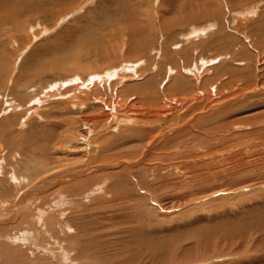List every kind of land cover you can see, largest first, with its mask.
I'll return each mask as SVG.
<instances>
[{
  "label": "rangeland",
  "instance_id": "obj_1",
  "mask_svg": "<svg viewBox=\"0 0 264 264\" xmlns=\"http://www.w3.org/2000/svg\"><path fill=\"white\" fill-rule=\"evenodd\" d=\"M104 62L131 113L88 127ZM0 264H264V0H0Z\"/></svg>",
  "mask_w": 264,
  "mask_h": 264
},
{
  "label": "bare ground",
  "instance_id": "obj_2",
  "mask_svg": "<svg viewBox=\"0 0 264 264\" xmlns=\"http://www.w3.org/2000/svg\"><path fill=\"white\" fill-rule=\"evenodd\" d=\"M127 28H129V25L127 26ZM126 29V28H125ZM102 30V29H101ZM104 30V29H103ZM99 31H100V29H99ZM145 33V32H144ZM206 34V32H195L194 33V35H193V37L192 38H194L195 36H198V35H200V34ZM91 34V33H90ZM93 35V34H92ZM191 35V34H190ZM188 38V37H187ZM122 41V40H121ZM142 43H140L138 46H137V48H136V50L137 51H139V52H143V51H145L146 49H147V47H148V43H146V41H141ZM126 43V42H125ZM147 44V45H146ZM119 46V44H117V47ZM119 48V47H118ZM100 49V48H99ZM87 52H89V51H86L85 52V58L87 57V56H90V55H93L91 52H89L88 54H87ZM84 53V52H83ZM97 54V53H96ZM80 58H82V57H80ZM105 60V59H104ZM110 60V59H109ZM133 64H134V62L133 63H131V64H120V65H118V66H114V64L112 65V64H107V65H105V62H104V64L100 67V68H104L103 69V71H100L101 69H95L94 68V70H91V72L89 73V75L87 76V79H85V80H83L82 78H81V76L80 75H77V74H71V75H69V80L70 81H73L74 82V84L76 85V87L73 89V91L75 92V98L74 99H80V98H82V97H80L79 95H77V91H79V90H84V92H82V94L83 95H85L86 97H84V98H88L89 99V97H88V92H90L91 93V91H93L94 92V90H95V92H97V93H99V96H100V98L97 100V102L98 103H100L101 105V109H102V111H101V113L99 114V115H97V116H95L94 118H92V117H90L91 119H85L84 120V122L86 123V125H88V127L90 126V127H92V126H95V125H98V124H105V126L107 125V126H110V125H112L114 122H115V120H116V118H117V114L119 113H121L122 111H126V112H124V114H127L128 112L129 113H131L130 112V110H131V107H129V104H128V102H126V100L125 99H127V98H125V97H128L123 91L122 92H119L120 91V89H119V91L117 92V88H119V86L124 82V81H126L127 80V76L126 75H124V72L126 71V70H132L131 69V67L133 66ZM200 66V65H199ZM135 68V67H134ZM133 68V69H134ZM204 67H199V68H197V67H195V68H193V69H191V70H193V74H194V77L196 76L198 79H199V77H201L200 76V74H202V72L203 71H201V69H203ZM93 69V68H92ZM206 69V68H205ZM172 71V70H171ZM179 71V70H178ZM131 72V71H130ZM130 72H128V73H130ZM139 72V71H138ZM181 72V71H180ZM66 73V72H65ZM77 73V72H76ZM64 74V73H63ZM180 74V73H179ZM206 74V73H205ZM31 76V75H30ZM19 77H21V76H19ZM36 77V76H35ZM117 77V78H116ZM177 77H178V75H177ZM11 78V77H10ZM23 78V77H22ZM27 78V77H26ZM30 78V77H29ZM29 78H28V80H29ZM115 79H117V80H115ZM134 79V78H133ZM26 80V79H25ZM17 81H19V79L17 80ZM21 81V80H20ZM114 81V82H113ZM147 81V80H146ZM23 82V81H22ZM26 82H28L27 80H26ZM66 82V81H65ZM64 82V83H65ZM149 82V81H148ZM31 83H33L32 81H31ZM175 83V82H174ZM198 83V82H197ZM8 84V83H7ZM15 84V83H14ZM58 84H59V86H61L62 85V81H59V82H57L56 81V83H54V85H55V87H57L58 86ZM176 84H178V83H176ZM29 85V84H28ZM27 85V86H28ZM54 85L52 84L51 85V87L49 88L50 89V91L52 90V89H54ZM34 86V85H33ZM26 87V86H25ZM31 87H32V85H31ZM177 89L180 91L181 89H184V85H182V86H178L177 85ZM186 87V86H185ZM246 87V86H245ZM20 88V87H19ZM197 88V87H196ZM24 89V88H23ZM187 89V88H186ZM37 90V89H36ZM36 90H34V92L36 91ZM58 90H60V88L58 89ZM218 90V89H217ZM217 90H216V88H215V90H213L211 87L209 88V89H207V87H203V90H198V95H197V97L196 98H193V96H192V98H189V99H168V100H164V103L162 102V105L159 107V108H156L155 110H152V111H155L157 114H159V112L161 113V114H163V116H170L171 118H176V117H179V113H182L183 111H187V109L189 110V108H190V106L193 104V102L195 101V100H197V99H199V100H201L202 99V97H211L213 94H216V95H218L217 93ZM48 91V90H47ZM68 91V90H67ZM182 91V90H181ZM194 91H195V89H194ZM37 92V91H36ZM49 92V91H48ZM196 92V91H195ZM45 93H47V92H45ZM79 93H81L80 91H79ZM183 93V92H182ZM240 93V92H239ZM92 94V93H91ZM90 94V95H91ZM140 94H142V92H140ZM194 94H196V93H194ZM107 95V96H106ZM92 96H94L93 94H92ZM142 96V95H141ZM37 97V96H36ZM41 97V96H40ZM70 98H71V96H69ZM188 97H190V96H188ZM1 98H2V96H1ZM65 98V97H64ZM83 98V99H84ZM91 98V97H90ZM92 98H94V97H92ZM98 98V97H97ZM213 98V97H212ZM3 99V98H2ZM20 99V98H19ZM37 99H39L38 97L37 98H35V99H32L33 101H36ZM88 99H86V100H88ZM122 99H124V100H122ZM129 100H130V98H128ZM141 99V98H140ZM150 99H152V98H150ZM155 100V99H154ZM17 101H19V100H17ZM128 101V100H127ZM204 101V100H203ZM80 102V101H79ZM82 102V101H81ZM79 103L78 105L79 106H83L82 105V103ZM131 102V101H130ZM149 102V101H148ZM147 102V103H148ZM151 103H154L155 104V102H157V101H155V102H153L152 100L150 101ZM149 102V103H150ZM161 102V101H160ZM200 102V101H199ZM18 103V102H17ZM134 103V102H133ZM146 103V102H145ZM9 104L11 105V109H15V108H18L19 107V105L17 106V104H16V106H15V102H14V100H12V102H9ZM9 104H8V106H9ZM22 105H23V103H22ZM77 105V104H76ZM88 105H90V103L88 104ZM135 105V104H134ZM199 105V104H198ZM68 106V105H67ZM85 107H86V105H85ZM195 107V106H194ZM134 108V107H133ZM67 109V108H66ZM136 111L138 110V108L136 109V108H134ZM68 110V109H67ZM70 110V109H69ZM159 112H158V111ZM71 111V110H70ZM134 111V110H133ZM151 111V112H152ZM194 111V110H193ZM123 113V112H122ZM153 113V112H152ZM185 113V112H184ZM15 114V113H14ZM135 114H137V116L139 115L138 113H135V111H134V115ZM141 114H144V112L143 113H141ZM148 114V113H147ZM160 114V115H161ZM133 115V116H134ZM122 116V115H121ZM124 116V115H123ZM162 116V115H161ZM180 116H184V115H180ZM118 118H120V117H118ZM126 118H128L127 116H126ZM122 120V119H121ZM129 120V119H128ZM131 121V120H130ZM129 122V121H128ZM132 122V121H131ZM119 123H121V121H119ZM122 124V123H121ZM128 126V125H127ZM109 128V127H108ZM112 128V127H111ZM138 129V128H137ZM90 130V129H89ZM89 130H87L85 133H86V136L88 137L89 135H91V131H89ZM141 130V129H140ZM131 131V130H130ZM128 133V132H127ZM20 136V135H19ZM119 140V139H118ZM130 140V139H129ZM60 145V144H59ZM78 145H80V147L82 148H87V146H86V144H84V145H82V143H79ZM95 146V145H94ZM72 152H75V151H79L80 150V148L79 147H77L76 146V144H71V149H70ZM82 150V149H81ZM104 151V150H103ZM77 155V154H76ZM79 155V154H78ZM77 155V156H78ZM76 156V159L77 158H79V157H77ZM85 158V157H84ZM258 168V167H257ZM130 179V178H129ZM129 182V181H128ZM136 193V192H135ZM137 195V194H136ZM81 253V252H80ZM143 258V257H142ZM80 259V258H79ZM77 263V262H76Z\"/></svg>",
  "mask_w": 264,
  "mask_h": 264
}]
</instances>
